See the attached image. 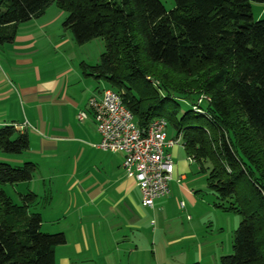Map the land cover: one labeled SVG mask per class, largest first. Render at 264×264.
Returning a JSON list of instances; mask_svg holds the SVG:
<instances>
[{
    "label": "trees",
    "instance_id": "trees-1",
    "mask_svg": "<svg viewBox=\"0 0 264 264\" xmlns=\"http://www.w3.org/2000/svg\"><path fill=\"white\" fill-rule=\"evenodd\" d=\"M174 1L168 11L161 0H0V43L54 3L78 44L102 38L100 62H83V72L121 92L142 127L172 102L168 128L183 135L190 158L211 164L209 187L231 201L219 207L242 216L221 264H264V18L251 4L264 0ZM29 148L26 131L0 128V151ZM37 170L31 161L0 162V264H57L56 248L68 241L42 231L38 194L18 204L2 188L32 181Z\"/></svg>",
    "mask_w": 264,
    "mask_h": 264
},
{
    "label": "crops",
    "instance_id": "crops-1",
    "mask_svg": "<svg viewBox=\"0 0 264 264\" xmlns=\"http://www.w3.org/2000/svg\"><path fill=\"white\" fill-rule=\"evenodd\" d=\"M45 15L46 13L43 16ZM43 16L31 20L33 24L24 29L18 30L17 27L16 38L11 43L16 45V49H14L15 51L9 50V52H15L18 55V63L32 62V59L21 56V53L31 47H36L39 41L49 37L53 21H43ZM17 41H19L18 44H16ZM5 65H7L6 60L4 63L0 56V115H6L8 112L6 110L3 113L4 109L10 106L8 97L15 92L14 76L12 77L10 74L12 70ZM101 81L102 79L86 75L82 69L81 75L80 72L77 73L74 78H69L65 85H61L60 80H58L51 82L48 86H40L36 89V91L43 93L42 100L39 102L41 108L37 111L39 113L37 115L39 127H35L30 120L25 121L27 124L15 120L11 121V119L0 121V128L15 125L29 135V126L25 125H30L32 129L42 134L41 152L43 151L44 156L48 158L58 154L59 157L64 156V159L61 160L67 161L68 153L74 150V146L71 145L74 142L87 144L88 150L91 151L85 153L86 155L79 161L78 165L82 170L79 179L80 184L78 185L77 182L74 183L73 181L69 187L70 191H75V195H72L71 198L74 201L72 208L66 207L62 212L55 213V221L62 219L66 221V224L63 222V227L58 230L66 233L68 240L65 245L56 248V263L161 264L156 250L154 254L153 250L144 247L142 244L147 241V233L151 234L150 237L153 235L148 221L151 214H154L160 219L165 216L161 230L158 231L159 228L154 230L156 238L160 235L159 232L163 231L168 239V245H178L185 241L198 244L199 255L197 259L192 257L193 254L186 257L187 253L181 252L177 253L176 256L174 254V264H204L203 250L209 244V239L206 236L202 237L196 231L197 228L194 225L192 215L200 204L201 197L200 194H196L198 190L195 187L192 189L189 186L188 172L190 169L187 170V160L179 159L182 156L181 144L170 149L176 165L174 179L170 183V193L157 199L154 206H145L142 191L135 178L127 176L124 171L123 154L117 151H106L98 147L102 137L91 113L89 102L94 96H102L104 89L99 88ZM73 84L76 85L75 88H73ZM82 87L84 93L79 92ZM86 109L88 116L81 120L77 112L86 111ZM72 123H76V126L79 123V126H82L81 129L79 128L82 134L80 137H74L70 134ZM170 136L174 137L175 135ZM29 138L30 148L27 151L32 150L33 144L30 135ZM183 148L185 149L184 146ZM27 151L18 154L17 157L19 158H14L16 156H0V158H4V161L11 164H13L12 160H18V164H22L24 161L30 160V156L26 154ZM190 161L193 163L196 160L190 158ZM77 167L61 169L56 176L59 179H65L66 182L77 172ZM55 169L54 167L53 172ZM34 180L35 178L28 183ZM178 201H186L188 204L180 210ZM74 213L75 216L73 217ZM185 213L189 214L186 215ZM201 215L202 218L206 214ZM68 217L74 218L71 219V223L68 221ZM43 220L44 225L45 216ZM156 238L155 241H157ZM177 251L171 250L170 253L173 254ZM180 255L182 256L181 260H179ZM185 258L188 259L187 263H182L181 261Z\"/></svg>",
    "mask_w": 264,
    "mask_h": 264
},
{
    "label": "rangeland",
    "instance_id": "rangeland-1",
    "mask_svg": "<svg viewBox=\"0 0 264 264\" xmlns=\"http://www.w3.org/2000/svg\"><path fill=\"white\" fill-rule=\"evenodd\" d=\"M161 1L168 11L175 7L174 0ZM251 4L255 19L264 18V3L252 1ZM66 17L67 12L60 9L56 3L48 7L46 15L43 16V21H53L49 37L39 41L36 47H31L21 53V56L32 59V62L18 63V55L15 52H9V50L15 51L14 49H16V45H12L11 43H0V56L4 60V63L6 60L7 65L5 66L11 68L12 73H10V71L7 72L10 73L12 77L14 76L13 81L15 82V92L8 97L10 106H8L7 109H4L3 113H5L6 110H8V112L6 115H0V121L11 119V121L15 120L27 124L25 121L30 120L35 127H39L37 123V115H39V113L37 111L41 108L39 107V102L42 100L43 93L41 91H36V89L40 86H48L51 82L58 80H60L61 85H65L68 83L69 78H74L79 72L80 75L82 74L81 64L83 62L91 65H97L100 62L101 55L106 50L105 41L102 38H96L84 44H78L73 33L70 30H65L63 27V22ZM32 24L33 22L31 21L19 24L18 30L24 29ZM18 42L19 41H17L16 44H18ZM148 78L153 79L150 76H148ZM75 87L76 85L73 84V88ZM99 88L101 90L109 88V84L102 80ZM79 92L84 93L83 87ZM191 103L192 102H190V104ZM180 104L183 112L185 109L189 108L185 102H180ZM171 106L172 102H167L166 108L158 109L160 114L169 122L172 120L170 113ZM86 111L88 112L87 109ZM82 112L83 111L77 113L80 114ZM179 115L181 116L182 114ZM75 124L76 123H72V132L70 134L74 137H80V135H82L80 133L82 126H79V123L77 126ZM25 126H29L28 132L33 143L32 150L27 151L26 154L30 156L29 161L38 165V170L34 177L35 180L31 183L20 182L17 184H6L3 185L2 188L8 196L18 204L22 201V195L28 194L31 191L38 195L40 194V203L36 205L34 211L40 212L43 217L45 216L46 222H44L42 231L45 233L62 232V230L58 229H61L63 224H66V221L65 219L55 221V213L62 212L66 207L72 208L74 201L71 200V198L72 195H75V191H70L69 187L73 184V181L74 183L77 182L78 185L80 184L79 179L81 178L82 170L78 164L80 159L86 155L85 153L91 151L88 150L89 147L87 144L85 145L82 142H74L73 144L71 143V145L74 146V150L71 153H68L66 157L67 161L61 160L64 159V156L59 157L58 154L49 158L45 157L43 151L41 152L42 134L36 132L30 125ZM174 131L172 124H170L168 133L170 135L178 136L176 131L175 133ZM180 142L182 156L179 159L187 160V170L190 169V172H188L189 186L192 187V189L195 187V189L198 190L196 194H200L201 197L200 204L192 214L194 225L197 228L195 229L202 237L206 236V238L209 239V244L203 250V263L221 264V257L223 255H230L234 251L235 232L242 221V216L234 210H225L222 207H219V205L222 204L229 205L231 201L220 200L217 193L209 187L208 176L211 164L204 163L203 167L197 161L190 163L191 161L188 157V153L183 148L184 138L180 139ZM0 156H16L14 158H19L17 157L19 156L18 154L6 153L4 151H0ZM17 161L18 160H12V165L21 166L25 163L24 160H22L24 161L22 164H18ZM0 162L6 161H4V158H0ZM54 167L56 168L55 172H53ZM75 167H77V172L66 182L65 179H59V177L56 176L61 169H74ZM184 183L186 184V181H184ZM187 204L186 201H178V208L182 210V207L187 206ZM203 213L206 215L201 218V214ZM188 214L189 213L186 215ZM74 216L75 213L73 214V217ZM73 217H68L70 223L71 219H74ZM164 218L165 216L160 219V217L151 214L148 225H150L153 235L150 237L151 234L147 233L149 237L147 236V241L142 243L144 247L153 250L154 254L156 250L157 257L160 258L162 262L161 264H174V254L176 256L177 253L181 252H186V257L193 254L192 257L197 259L199 255L198 244L185 241L178 245H168V239L165 237L163 231L159 232L160 235L158 238L155 237L154 230L156 228H159L157 229L158 231L161 230ZM155 238L157 241H155ZM171 250L178 251L171 254ZM181 257L182 256L180 255L179 260H181ZM187 260L188 259L185 258L181 262L187 263Z\"/></svg>",
    "mask_w": 264,
    "mask_h": 264
},
{
    "label": "built area",
    "instance_id": "built-area-1",
    "mask_svg": "<svg viewBox=\"0 0 264 264\" xmlns=\"http://www.w3.org/2000/svg\"><path fill=\"white\" fill-rule=\"evenodd\" d=\"M89 107L102 137L98 147L123 154L124 171L135 178L143 194V204L154 206L157 199L170 193L176 168L170 149L181 143L183 135L171 137L169 122L164 117L140 126L135 114L126 107L121 92L112 88L104 89L101 97L91 98ZM87 116L86 111L79 114L81 120Z\"/></svg>",
    "mask_w": 264,
    "mask_h": 264
}]
</instances>
